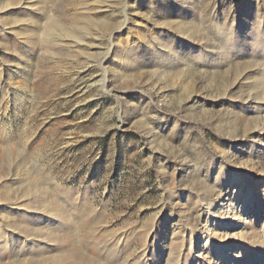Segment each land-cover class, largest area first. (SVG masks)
Returning a JSON list of instances; mask_svg holds the SVG:
<instances>
[{
	"label": "rangeland",
	"instance_id": "374dc122",
	"mask_svg": "<svg viewBox=\"0 0 264 264\" xmlns=\"http://www.w3.org/2000/svg\"><path fill=\"white\" fill-rule=\"evenodd\" d=\"M0 264H264V0H0Z\"/></svg>",
	"mask_w": 264,
	"mask_h": 264
}]
</instances>
